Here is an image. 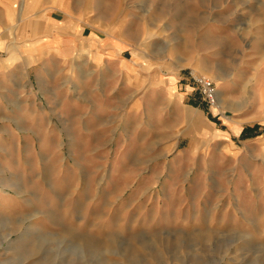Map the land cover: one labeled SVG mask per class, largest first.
I'll use <instances>...</instances> for the list:
<instances>
[{
    "label": "rangeland",
    "instance_id": "374dc122",
    "mask_svg": "<svg viewBox=\"0 0 264 264\" xmlns=\"http://www.w3.org/2000/svg\"><path fill=\"white\" fill-rule=\"evenodd\" d=\"M2 57L0 264H264V0H0Z\"/></svg>",
    "mask_w": 264,
    "mask_h": 264
},
{
    "label": "crops",
    "instance_id": "0c3cea01",
    "mask_svg": "<svg viewBox=\"0 0 264 264\" xmlns=\"http://www.w3.org/2000/svg\"><path fill=\"white\" fill-rule=\"evenodd\" d=\"M110 45L113 46V47H115V48H117V49H121L122 48V44L120 42L116 41V40H111ZM2 58L0 59V63L6 62L8 60L7 58L6 59H4V58L2 59ZM97 58L98 57H96V55H95V56L92 57L91 60H95V62H97L98 61ZM122 64H124L122 66L124 68L123 71H125V74L124 75L126 76L127 75L126 73L129 70V66L126 63H124V62H122ZM193 71L196 72V73H200V72H203L204 73V71L202 69H197V68H194ZM211 78L214 79L212 76H211ZM160 81H164V83L166 85V88H165L166 97L165 98H166L167 102L169 104H173V105H180V106L183 105L182 104V95L181 94H178V93H176L174 91L175 78L172 76V77H168V78H162ZM216 95H217V100H219L218 103L220 105H222V107H224L223 104L225 103V98H224L223 92L221 90H216ZM182 107L185 110H187L190 115H192V114H200L199 111H197L195 109H192V108H190L188 106H182ZM222 117H223L224 120H230L231 123H229V126H230V128L232 130H235L233 128V126L230 125V124H232L233 120L229 119V117L224 116V115ZM234 122H236V121H234ZM215 134H216V136L221 137L222 140H225V141L228 140V132L223 131L222 133L221 132L219 133V131L216 130Z\"/></svg>",
    "mask_w": 264,
    "mask_h": 264
},
{
    "label": "built area",
    "instance_id": "2783aa9c",
    "mask_svg": "<svg viewBox=\"0 0 264 264\" xmlns=\"http://www.w3.org/2000/svg\"><path fill=\"white\" fill-rule=\"evenodd\" d=\"M191 80L196 85L202 103L208 108L217 107V95L214 82L207 76L190 74Z\"/></svg>",
    "mask_w": 264,
    "mask_h": 264
},
{
    "label": "bare ground",
    "instance_id": "6f19581e",
    "mask_svg": "<svg viewBox=\"0 0 264 264\" xmlns=\"http://www.w3.org/2000/svg\"><path fill=\"white\" fill-rule=\"evenodd\" d=\"M199 74L203 75L204 73H203V72H200ZM207 75H208V74H207ZM207 77H208V76H207ZM209 78H210V77H209ZM210 79H211V78H210ZM219 94H220V93H219ZM218 102H219V100H217V106H218V109H220V107H219L220 104H219ZM215 110H216V109H215Z\"/></svg>",
    "mask_w": 264,
    "mask_h": 264
}]
</instances>
